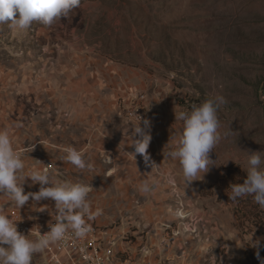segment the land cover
<instances>
[{
    "label": "rangeland",
    "instance_id": "374dc122",
    "mask_svg": "<svg viewBox=\"0 0 264 264\" xmlns=\"http://www.w3.org/2000/svg\"><path fill=\"white\" fill-rule=\"evenodd\" d=\"M261 30L264 0H81L51 26L0 24V104L9 108L0 129L24 123L9 131L12 144L26 149L25 167L51 161L53 178L89 183L90 204L101 210L94 221L119 238L133 232L143 249L155 243V264H260L264 208L251 196L233 202L229 195L246 179L249 153L264 152ZM73 76L76 102H57L54 95ZM44 84V98L28 100ZM138 93L145 96L141 126L150 122L147 152L159 166L153 169L133 154L137 123L125 114ZM215 95L226 100L218 111L222 138L209 153L215 163L187 187L178 160L167 156L183 126L175 116ZM11 107H23L30 120L12 118ZM59 118L63 147L36 144L35 129L48 134ZM89 138L93 144L82 148ZM68 147L93 167L67 162ZM144 181L155 188L141 192ZM25 188L37 192L40 185ZM41 256L35 253L31 264H46Z\"/></svg>",
    "mask_w": 264,
    "mask_h": 264
},
{
    "label": "clouds",
    "instance_id": "9594fccd",
    "mask_svg": "<svg viewBox=\"0 0 264 264\" xmlns=\"http://www.w3.org/2000/svg\"><path fill=\"white\" fill-rule=\"evenodd\" d=\"M80 4L81 0H0V24L6 23L19 30L28 29L34 22L51 26L54 21L67 18ZM225 103L223 96L215 95L199 105H193L190 111H182L178 117L175 116V119L183 122V126L175 149L169 151L167 156L178 160L187 187L192 181L199 180L197 177L201 173H207L215 163L209 158V153L214 151L222 138L218 111ZM131 129L132 137H139L132 139L135 149L133 154H140L146 166H151L152 169L159 167L151 161L147 152L152 139L150 122L143 120L142 127L140 117L139 122ZM66 153L65 159L76 168L84 170L93 167L86 161L81 150L68 147ZM247 163L246 179L243 183L230 186L229 199L236 202L251 196L255 203L264 208V152L249 153ZM29 179L32 185H40L39 191L25 193L24 185ZM173 181L174 177L169 175L168 182ZM154 188L155 184L147 181L140 185L143 193ZM92 189L89 183L83 181L55 179L46 168L26 171L24 155L13 147L9 129H0V197L13 201L19 209L30 198L35 202L42 199L55 202V223L49 222L50 230L35 239L18 231L16 220L0 208V264H31L35 253L62 241L69 232L77 239L86 238L91 231L89 221L101 215V210H93L90 204L89 193ZM47 207L44 205L40 209L43 211ZM256 257L260 264H264L259 251L256 252Z\"/></svg>",
    "mask_w": 264,
    "mask_h": 264
},
{
    "label": "built area",
    "instance_id": "2783aa9c",
    "mask_svg": "<svg viewBox=\"0 0 264 264\" xmlns=\"http://www.w3.org/2000/svg\"><path fill=\"white\" fill-rule=\"evenodd\" d=\"M144 97L143 93L131 95L125 106L126 116L136 123L143 116ZM13 147L23 155L26 154V149L23 147L15 145ZM45 168L48 171L56 172V168L50 161L45 162L43 169ZM3 209L13 220H16L18 231L36 238L50 230L49 222L55 223V211L49 207L36 212H26L17 207ZM89 223L91 231L86 238L77 239L72 232H69L62 241L43 250L42 254L46 264H144L128 249L129 244L136 242L133 232L127 230L119 240L114 236V231L108 227L102 226L94 220ZM140 242H136L137 247H140Z\"/></svg>",
    "mask_w": 264,
    "mask_h": 264
},
{
    "label": "crops",
    "instance_id": "0c3cea01",
    "mask_svg": "<svg viewBox=\"0 0 264 264\" xmlns=\"http://www.w3.org/2000/svg\"><path fill=\"white\" fill-rule=\"evenodd\" d=\"M69 78L71 80H73V81L69 85L68 89L63 94L61 93V89H60L59 94L57 93L58 95H54L55 99L59 103H61L63 100H65L67 96H69L70 100L73 101V102H76V100H77L78 88H76V87L78 85H77V82L74 81L76 79L74 78V76L73 77H69ZM11 82L12 83L9 82L10 83L9 86H16L13 83V80H11ZM80 82L81 81H79V84H80ZM59 84H60V82L57 81L56 86L59 87ZM20 86L22 87L23 84H21ZM37 87H38V94H33L32 96H30V98L28 100H33V98H35V97L44 98V96H45V94H44V92H45L44 91L45 84L42 85V86L38 85ZM114 95H118V94H116V92H112V96H114ZM1 98H3V97L0 95V102H1ZM21 98H24V100H23V102H24L27 97L24 94L23 96H21ZM12 101H13L12 98H11V100L7 99V103H10ZM6 108L7 107H3L0 104V118H3V112L7 113V111L9 110V108H7V109ZM11 111H13L12 118H22V119H27L28 118V120H30L29 115L27 114V112L24 111L23 107H17L16 109H13V107H11ZM6 116H9V115L7 114ZM69 119L72 120V117L70 116ZM59 122H60V118L57 120V122H54L53 125H50V127H49L50 133H48V134L43 133V130H42L41 126L37 127L35 130H36V133L39 136L38 137L39 140H36L37 142H35V143L36 144H40V146H43L44 148H50V149H53V150L55 148L61 149L63 147L64 143L62 142V140H58L57 139L58 135L62 133L61 129L59 128V127H61V123H59ZM13 124L14 125H7V128L9 130H11L13 133L16 130H19V129L23 128L22 126H24V123L22 124L21 127L18 126V125H15V123H13ZM28 128L29 127H27V129ZM48 135H50V136H48ZM91 144H93V142L89 138L88 141L84 142L81 147L85 148L87 146H90ZM42 164L43 163L40 164V166H39L40 168L39 169H41ZM25 168H26L25 169L26 171L27 170H31V169H38L37 167L34 168V165L32 167L28 166V167H25ZM58 180H60L59 177H58ZM29 184H31V180L30 179L27 180V182L24 185L25 193L33 192V191H30L29 189L25 188V186L29 185ZM37 185H39V184L37 183ZM44 205H47L49 208L53 209L54 206H55V202L50 200V199H42L41 201L35 202V201H33L30 198L29 201L26 202V204L21 207V209L25 210L26 212H36L40 208H42ZM8 207H16V206H15V203L13 201H10L9 199L4 198V197H0V208L3 209V208H8ZM115 234H116V232L114 233V236H116V238L120 240L121 239V238H119L120 234H116V235ZM29 238L35 239L36 237L29 236ZM137 241H139V239L136 238V242ZM136 242L133 243V244H129V247H128V249L133 254V256L141 259L142 263H144V264H155L156 261H157L156 256L160 255V251H159L160 247L155 245V243H152V244H149V247L147 246V248L143 249L141 247H137L136 246ZM153 244L155 245V248L153 247ZM38 254H42V251L38 252ZM41 257L43 258V254H42Z\"/></svg>",
    "mask_w": 264,
    "mask_h": 264
},
{
    "label": "trees",
    "instance_id": "16d2710c",
    "mask_svg": "<svg viewBox=\"0 0 264 264\" xmlns=\"http://www.w3.org/2000/svg\"><path fill=\"white\" fill-rule=\"evenodd\" d=\"M256 22H258V21H256ZM253 32L254 33H259V28L258 29H253ZM262 32L264 33V30H261V33ZM260 252H261L262 258L264 259V246L261 248Z\"/></svg>",
    "mask_w": 264,
    "mask_h": 264
}]
</instances>
